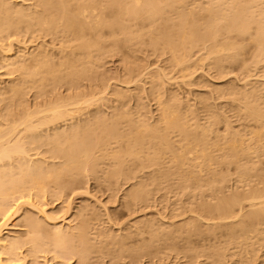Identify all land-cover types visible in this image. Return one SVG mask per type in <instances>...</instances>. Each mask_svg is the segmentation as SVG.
I'll return each mask as SVG.
<instances>
[{"label": "bare ground", "instance_id": "6f19581e", "mask_svg": "<svg viewBox=\"0 0 264 264\" xmlns=\"http://www.w3.org/2000/svg\"><path fill=\"white\" fill-rule=\"evenodd\" d=\"M34 1L36 3L25 4L0 0V38L26 33L47 34L60 36L67 42L61 43L59 62L41 49L34 53L21 52L13 58L10 57L12 54H4L8 57L9 65L24 70L23 74L33 79H23L11 87L13 94L20 99L24 84L47 82L50 77L54 78L55 83H74L75 79L87 76L92 69L89 60L92 62L93 52L100 55L106 50L102 44L104 27L112 30L113 36L123 35L125 44L141 45L149 36L153 45L163 46L170 55L169 68L179 66L183 72L205 61L221 71L224 64L241 61L246 43L255 46L252 65L264 63V0ZM107 9L111 10L108 20ZM141 23L147 26H141ZM12 28L14 33H10ZM119 42L115 40L114 45L119 47ZM195 50L203 52L193 60ZM72 56L75 60L70 59ZM78 62H84L80 69H76ZM127 72L129 80L143 82L146 78L151 79L157 91L158 120L151 125L142 116L134 117L130 106L133 91L129 88H115L105 96L99 92L79 93L29 109L24 117L7 123L0 130V196L20 193L27 187L30 192L41 194L49 184L69 172H74L76 179L84 174L115 184L134 180L126 195L132 201L146 200L153 189L149 182L159 185V180L167 184L175 180L181 183L179 187L183 186L190 177L186 169L194 173L193 168H198L204 173L212 166L234 164L244 177L251 175L253 158L264 155L261 133L247 140L242 133L228 130L213 139L212 134L217 133L214 126L224 121L213 104L188 105L184 113L185 102L175 92L166 99L160 93L168 82L166 79H170L165 70L146 72L143 78L141 71L134 68H129ZM225 87L233 92L232 103L239 104L235 108L236 114L245 112L249 120L260 123L264 130V84L251 88ZM208 102L206 100L205 103ZM92 106L96 108L85 112ZM138 107L145 106L141 103ZM207 109L210 110L208 116L203 114ZM137 113L140 114V111ZM86 114L88 118L82 120ZM173 134L180 137L177 140L180 149L171 143ZM211 139L213 144H210ZM99 152H104V155H97ZM167 152L170 154L169 165L163 162L167 160ZM100 160H104L102 164L108 166L103 173ZM136 161L142 167L134 170L131 164ZM147 167L152 168L149 182L142 174ZM212 181L208 175L195 178V183L200 187L208 186ZM5 184H10V188H6ZM245 202L252 207L247 212H244ZM23 206H30L40 213L44 225L28 218V233L33 246L20 252L21 244L17 237H5L4 231L19 217ZM72 206L73 203H70L67 210H72ZM102 208L107 218L109 215L110 224V228L105 227L103 231L98 229ZM3 211L0 220V264H87L94 259L92 255L100 251L105 239L108 240V264H143V258H138L136 254H140V249L150 247L154 240H161L160 229L163 228L154 220H148L142 227L151 229L158 226L152 230L150 239L135 232L124 234L128 228L108 214L106 205L91 203L79 206L76 213L78 222L74 220L61 226L60 221L50 215L44 206L35 204L30 198L18 201L16 208ZM197 215L199 219L190 218L185 224L187 228H194L192 232L215 233L224 227L228 231L229 237L227 242L221 244L223 246L214 252H203L218 257L215 264H224L232 244L231 249H237L231 252L232 255L240 256L244 251L251 253L249 249L257 252L254 242L251 239L241 241L240 234H254L257 242H264V188L234 192L216 202H205ZM214 215L216 217H212ZM244 215L248 221L243 220ZM210 217L219 220L212 224ZM230 217L238 220L228 225L221 222ZM201 221H205L203 228ZM47 226L50 227L48 235L44 234ZM162 231L183 234L184 230L169 225ZM45 246H50L52 250L47 255L39 256L38 249ZM159 252L160 249H156L151 254ZM78 254L80 258L72 263ZM41 257L44 259L41 260ZM236 264L250 263L242 258L237 259Z\"/></svg>", "mask_w": 264, "mask_h": 264}, {"label": "rangeland", "instance_id": "374dc122", "mask_svg": "<svg viewBox=\"0 0 264 264\" xmlns=\"http://www.w3.org/2000/svg\"><path fill=\"white\" fill-rule=\"evenodd\" d=\"M13 2L36 3L34 0H13ZM107 10L106 20L111 18V10ZM129 25H133V23H129ZM167 25L169 26L168 23ZM141 26H147V24L141 23ZM10 31V33H14L13 28ZM112 33V30L108 29V27L102 29V44L106 50L102 51L100 55H97L98 52H93L92 62L89 60L92 69L87 76L75 79L74 83H68L67 81L55 83L54 78L50 77L47 82L24 84L21 99L13 94L11 87L14 84L21 83L23 79H33L23 74L24 70L14 65H9L6 60L8 57L4 54H12L10 57L13 58L21 52L30 51V53H34L41 49L56 57L55 61L59 62L61 43H66L67 39L60 36L47 34L31 35L30 33L0 38V89L2 91L0 94V130L7 123L24 117L29 109H35L38 105H46L63 97L79 93L90 94L99 92L100 95L105 96V93L107 94L115 88L131 89L133 95L130 99V106L135 113L134 117L139 118L142 116L148 124L152 125L160 118V109L156 98L157 91L149 78L144 79L143 82L129 80L127 71L129 68H134L138 72L141 71L142 78L146 72L152 70H165L169 73L170 79H166L168 82L160 93L166 99L175 92L185 102L184 113L189 107L188 105L206 106L213 104L224 118V121L214 126V130L217 133L212 134L213 139L217 138V134L221 136L228 130L242 133L247 140L254 134L261 133V143L264 145L263 125L249 120L245 112L236 114L235 108L239 104L232 103L233 92L225 89V86L228 85L251 88L264 84V63L252 65L255 55V46L253 44H245L243 54L240 56V62L226 63L221 71L205 61L198 64L197 67L183 72L179 66L169 68L170 55L166 53L163 46L153 45L149 41V36L145 37L141 45L125 44L122 41L124 40L123 35L117 34L113 36ZM115 40H120L119 47L114 45ZM3 49H6V52H3ZM202 52L195 50L196 54L193 60L197 59ZM72 57L70 59L75 60V57ZM83 63L78 62L76 69H80ZM246 66L251 67L246 68ZM262 93L264 97V91ZM206 100L210 102L205 103ZM141 103L144 104V108L138 107ZM262 107L264 108V103H262ZM95 108L96 106H92L85 112H88V110L92 111ZM138 111H140L141 115L137 113ZM108 112H112V110H108ZM203 114L210 115V110L203 111ZM86 118H88L87 114L82 116V120ZM179 139L178 134H173L171 143L176 149H180L179 143H177ZM213 143L214 141L211 139L210 144ZM168 153L166 155L167 160L163 161L166 165H169L167 162L170 154ZM97 155H104V152H99ZM103 161L100 160V164ZM107 167L106 163L102 164L101 173ZM141 167L142 164L139 161L131 164V168L134 170ZM193 169L194 173L189 172L190 169H186L190 177L188 181L182 182L183 186L179 187L181 183L175 180H172L169 184L162 180L158 181L159 185L152 184V182H149L152 177V168L147 167L142 174L145 176V180L152 185L153 189L149 192L146 200L143 199L142 201H132L126 197L134 180L115 184V182L103 178H91L84 174L80 175L79 179H76V174L69 172L49 184L46 191L41 192V194H37L36 191L30 192V188L27 187L21 190L22 192L20 193L12 192V195L4 194L0 196V220L2 219L3 210L12 207L16 208L17 202L25 200V198H30L35 204L44 206L45 210L50 212V215L60 221V226L67 225L74 220L78 222L79 217L76 213L79 206L83 203L98 204L99 206L106 205L108 214L128 228L124 234L135 232L134 234H144L146 238L150 239L153 234L152 230L158 228V226L168 228L169 225H172L183 228V234L170 233L162 231L163 228L160 229L161 240H154L150 247L142 248L140 249V254H136L139 255L138 258H143V264H215L219 258L203 252H214L217 248L223 246L221 244L227 242L226 240L229 237L227 229L225 227L217 229L215 233L208 231L192 232L194 228H187L185 224L190 218L199 219L197 213L200 212L201 204L205 202H216L221 198L229 197L234 192L244 193L248 189L264 188V155L259 156V158H253L251 175L247 178L237 170L234 164L212 166L211 170L206 169L204 173H201L198 168ZM205 175L211 177L213 181L208 186L200 187L195 183V178H201ZM223 177L225 179H222ZM5 185L6 188H10V184ZM70 203H73V206L72 210L68 211L67 208ZM249 204V202L244 203V212L252 208L249 207ZM29 208L30 206L21 207L19 217L4 231L5 237L7 235L17 237L16 240L21 244L20 252H24L33 246L28 233L30 231L27 223L28 218L36 219L44 225L42 215L33 208ZM102 210L98 229L103 231L105 227L109 229L110 224L109 215L107 218L105 209L102 208ZM67 211L68 213H66ZM212 217H216V215ZM212 217H210L212 224L219 220V218ZM242 218L244 221H248L246 215ZM148 220H154L158 226L151 229L142 227ZM235 220H238V218L230 217L221 222L228 225ZM204 222L201 221V224L199 223L202 228L204 226L202 223ZM133 225L134 227H132ZM141 231L142 233H139ZM44 234H50L49 226L46 227ZM253 235L240 234L242 236L240 238L244 242L251 239L257 252L254 253L252 249H249L252 254L244 251L240 256L232 255L231 252H236L237 250L231 249L234 246L232 244L229 246L230 249L227 251L228 256L224 264H236V260H241L242 258L250 264L264 263V242H257ZM46 240L49 241L47 238ZM27 242H30V244ZM156 249H160V252L156 255L151 254ZM38 250V255L44 256L52 248L45 246L43 249L39 248ZM79 258L80 255L78 254L71 262L76 263ZM92 258L94 259L89 260L87 264L97 262V264H108V240L105 239L100 251L95 252ZM43 259L41 257V260ZM100 261L101 263H99Z\"/></svg>", "mask_w": 264, "mask_h": 264}]
</instances>
